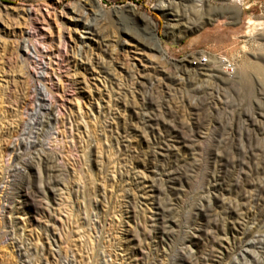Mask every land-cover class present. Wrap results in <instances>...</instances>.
I'll return each instance as SVG.
<instances>
[{
	"label": "rangeland",
	"instance_id": "rangeland-1",
	"mask_svg": "<svg viewBox=\"0 0 264 264\" xmlns=\"http://www.w3.org/2000/svg\"><path fill=\"white\" fill-rule=\"evenodd\" d=\"M0 264H264V0H0Z\"/></svg>",
	"mask_w": 264,
	"mask_h": 264
},
{
	"label": "built area",
	"instance_id": "built-area-1",
	"mask_svg": "<svg viewBox=\"0 0 264 264\" xmlns=\"http://www.w3.org/2000/svg\"><path fill=\"white\" fill-rule=\"evenodd\" d=\"M237 1H240V0H237ZM207 62H208V60L198 61L199 64H206ZM221 64L223 65L224 71L228 75H231L234 72V70H235L234 63L231 62L229 59H227V58H221Z\"/></svg>",
	"mask_w": 264,
	"mask_h": 264
},
{
	"label": "bare ground",
	"instance_id": "bare-ground-1",
	"mask_svg": "<svg viewBox=\"0 0 264 264\" xmlns=\"http://www.w3.org/2000/svg\"><path fill=\"white\" fill-rule=\"evenodd\" d=\"M205 60H208V58H207L206 56L201 57V58L199 59V61H205ZM38 124H39V125H43V120H41Z\"/></svg>",
	"mask_w": 264,
	"mask_h": 264
},
{
	"label": "crops",
	"instance_id": "crops-1",
	"mask_svg": "<svg viewBox=\"0 0 264 264\" xmlns=\"http://www.w3.org/2000/svg\"><path fill=\"white\" fill-rule=\"evenodd\" d=\"M232 2L234 1V0H231Z\"/></svg>",
	"mask_w": 264,
	"mask_h": 264
}]
</instances>
